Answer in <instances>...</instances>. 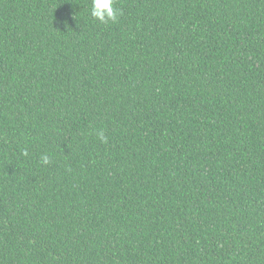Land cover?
<instances>
[{"label": "trees", "instance_id": "16d2710c", "mask_svg": "<svg viewBox=\"0 0 264 264\" xmlns=\"http://www.w3.org/2000/svg\"><path fill=\"white\" fill-rule=\"evenodd\" d=\"M115 7L0 0V264H264V0Z\"/></svg>", "mask_w": 264, "mask_h": 264}, {"label": "clouds", "instance_id": "9594fccd", "mask_svg": "<svg viewBox=\"0 0 264 264\" xmlns=\"http://www.w3.org/2000/svg\"><path fill=\"white\" fill-rule=\"evenodd\" d=\"M119 10L115 7V0H91V16L102 24L116 22L119 18ZM24 155H28L27 151ZM41 162L44 165L50 163L48 155H42Z\"/></svg>", "mask_w": 264, "mask_h": 264}]
</instances>
